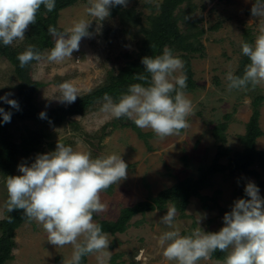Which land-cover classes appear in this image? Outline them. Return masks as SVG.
Instances as JSON below:
<instances>
[{
  "label": "rangeland",
  "instance_id": "obj_1",
  "mask_svg": "<svg viewBox=\"0 0 264 264\" xmlns=\"http://www.w3.org/2000/svg\"><path fill=\"white\" fill-rule=\"evenodd\" d=\"M161 2L162 0H132L126 8L133 7L141 14L145 23L147 16L158 12ZM193 3L195 10L192 17L200 18L198 26L205 31L201 37L204 48L202 56L195 55L189 62L195 89L185 95L192 103L193 113L187 118L188 127L182 129V132L161 139L151 129L137 127L142 133L150 134L146 145L131 128H121L119 119L102 112V104L84 116L72 117L74 126L65 124L44 127L20 121L11 126L16 141L26 134V128L47 132L51 145H47L43 153L54 151L57 143H61L72 146L74 150L91 152L94 158L112 153L121 155L128 164L127 178L112 185L110 194H101L107 210L96 214L97 220L114 221L121 208L143 201L148 195L155 196L179 180L196 179L212 163L217 144L211 136V129L223 121L225 114L231 116L225 131L226 147L230 149V155L242 150L237 136L243 135L245 124L251 115V96L258 94L264 97V82L257 85V91H252L253 93L246 90L229 92L226 74L228 71L235 73L238 67L243 55L241 43L246 41L244 31L249 33L253 43L260 27L264 26V16L254 17L247 13L253 0H193ZM87 6L88 0H85L62 10L57 21L62 31L70 29L74 22L82 18L91 21L88 29L90 36L82 38L79 50L63 61L48 62L44 59L31 66L32 80L44 85L34 99L39 111L69 105L59 102L57 98L60 83L71 81L80 89L81 96L100 86L108 72H117L124 66L126 59L123 54H130L132 57L137 51L136 39L132 34L120 31L117 17L108 16L99 21L87 15ZM215 24H220L218 29L210 30ZM179 27L181 30L185 29L182 22ZM20 42L14 41L12 45L17 46ZM49 52L43 53L45 57ZM16 85L12 67L0 57V97L11 93L9 99L16 93ZM4 103L6 102L0 100V104ZM115 119L118 120L117 128H112L111 123ZM126 122H129L128 118ZM259 126L264 132V101L260 106ZM256 149L264 151V136L256 140ZM33 162L34 160L24 165L30 166ZM220 163L226 164V160L223 158ZM255 169L257 177L215 174L200 193L211 197L219 191L217 205L223 209H232L241 188L249 182H254L255 185L264 182V173L257 167ZM259 195L264 198V188H259ZM6 201V184L0 177V219L8 211ZM166 212L153 211L144 216L137 215L131 219L123 234H107L110 241L108 264L112 257H115V264H174L163 257V248L158 243L161 234L171 230L161 223V217ZM185 214V218H176V214L173 221V226L180 232L193 231L199 226L205 232H217L224 226L221 221L223 216L218 209L204 210L197 198L190 199ZM193 221L196 223L195 228L191 227ZM15 241L17 248L13 252L14 259L7 264H66L72 253L71 246L56 248L51 245L43 227L34 221L22 225L16 231ZM120 254L121 257H116ZM87 264H97L96 256H87ZM200 264L223 262L210 258L200 261Z\"/></svg>",
  "mask_w": 264,
  "mask_h": 264
},
{
  "label": "clouds",
  "instance_id": "obj_2",
  "mask_svg": "<svg viewBox=\"0 0 264 264\" xmlns=\"http://www.w3.org/2000/svg\"><path fill=\"white\" fill-rule=\"evenodd\" d=\"M127 3L128 0H88L86 13L103 21L110 15L111 7H126ZM41 7L52 12L56 0H0V42L9 46L24 40ZM251 14L264 16V0H256ZM90 22L82 18L65 31L49 26L47 31L54 38L50 52L45 57L34 45H28L17 57L19 66L24 68L32 61L44 59L60 62L71 58L79 50L82 38L90 36ZM241 52L250 63L242 75L227 72L229 92L254 89L264 82V26L253 43H241ZM141 62L148 75L135 74L134 78L145 83L131 84L118 101L105 93L101 111L117 119L126 117L136 127L151 129L161 139L178 134L188 127L187 118L193 113L192 103L184 93L187 87V76L181 71L184 62L167 46L161 55L145 56ZM58 88L61 103H74L80 96V89L71 81L60 83ZM9 95L0 100L19 110L18 102L8 99ZM0 115L2 122H10V112L0 108ZM45 115L40 113L41 118ZM127 170L128 164L121 155L112 153L94 158L91 152L57 143L54 151L38 154L30 166L18 165L21 175L7 176L6 207L8 212L22 210L29 222L40 224L51 245L71 246L66 264H81L89 255L96 256L97 264H108L110 241L93 217L107 210L101 194L126 179ZM244 191L249 199L234 202L231 211L224 214V226L217 232H205L199 226L182 235L173 226L176 209L169 208L161 223L171 230L163 232L158 240L163 257L174 264H200L220 251L227 253L223 264H264V198L254 182L247 183ZM12 219L9 216L10 223Z\"/></svg>",
  "mask_w": 264,
  "mask_h": 264
},
{
  "label": "trees",
  "instance_id": "obj_3",
  "mask_svg": "<svg viewBox=\"0 0 264 264\" xmlns=\"http://www.w3.org/2000/svg\"><path fill=\"white\" fill-rule=\"evenodd\" d=\"M84 1L56 0V7L52 12H46L41 7L37 14L36 23L28 27L25 32V38L19 45L4 46L0 42V57L12 67L13 75L17 81L16 93L9 99L16 100L19 105V110H17L7 103L0 104V108L11 113V120L7 123L2 122L3 117L0 115V177L5 182L7 176L19 175L18 165L32 162L38 154H43V150L47 145H51V142H49L50 135L42 129L30 130L26 128V134L21 135L19 141H16L11 132V126L16 121L32 122L44 127H59L65 124L74 126L75 122L71 118L84 116L87 112L103 104L105 93L110 95L114 101H118L121 94L127 93L131 84L145 83L134 78L135 74L148 75L141 62L145 56L155 57L162 54L164 47L171 48L173 54L184 62L182 71L187 76V87L184 89V93L195 89L189 62L195 55L202 56L204 47L201 44V37L205 31L198 26L200 18L192 17L195 10L193 0H162L157 8L158 12L147 16L145 23L141 19V14L137 13L133 7L126 8L125 6L116 5L109 9V16L112 18L117 17L122 33L132 34V37L136 39L137 51L135 55L131 57L130 54H123L126 59L124 66L119 68L117 72H108L107 77L100 86L77 97L74 103L65 107L60 106L47 111H39L36 108L34 99L38 90L44 85L32 80L30 74L31 66L36 61H32L26 67L21 68L17 57L28 45H34L41 53L50 51L54 46V38L48 33V27L53 26L58 31H62L57 24L59 13ZM131 1L128 0V3ZM255 2L256 0H253L252 6ZM247 13L251 14V9ZM180 22L185 26L184 30L180 29ZM219 25L215 24L210 30H217ZM244 32L245 42L252 43L249 33L247 31ZM249 63L248 57L242 55L234 74L242 75L245 66ZM252 91L256 92L257 87L254 89L250 87L246 90V92L253 93ZM263 101L264 97L262 95L253 94L251 96V115L245 124L243 135L237 136V140L242 147L240 152H234L230 155V149L226 147L225 131L231 116L230 114H225L222 117L223 121L214 125L211 129V136L217 144L212 163L202 170L196 179L186 178L179 180L171 187L161 190L155 196L148 195L143 201H139L130 207L121 208L114 221L97 220L96 214L93 219L101 225L105 233L112 236L123 234L128 229L131 219L137 215L144 216L153 211H167L169 208L175 207L176 218L187 217L185 211L191 198H197L204 210L218 209L219 213L224 217V214L230 212L231 209H223L217 205V197L220 192L216 191L211 197L204 196L200 192L209 185L210 178L215 174L227 176L242 174L247 177H257L258 174L255 167L264 173V151L256 149V140L264 136V132L261 131L259 126L260 106ZM42 112L46 114L44 118L40 117ZM117 121L115 119L111 123L112 128H117ZM119 122L121 128H131L137 137L147 145V137L150 134L142 133L131 120L124 123L123 119L119 118ZM104 127L102 131H104ZM223 158L226 160V164L220 163ZM256 186L264 188V182H259ZM244 188L239 190L238 199H249L245 194ZM104 192L110 194L112 186ZM9 216L13 217L11 223L8 220ZM221 221L223 223V218ZM28 223L32 222L27 220L22 210L7 211L4 218L0 219V264H7L14 259L13 252L17 248L15 241L16 231L22 225ZM191 227H196L195 221L192 222ZM191 232L182 231L181 234L187 235ZM226 255L227 253L216 251L211 258L217 262H223ZM121 256L122 254L116 257ZM114 262L115 257H112L110 264H115ZM81 264H87V256L83 258Z\"/></svg>",
  "mask_w": 264,
  "mask_h": 264
},
{
  "label": "water",
  "instance_id": "obj_4",
  "mask_svg": "<svg viewBox=\"0 0 264 264\" xmlns=\"http://www.w3.org/2000/svg\"><path fill=\"white\" fill-rule=\"evenodd\" d=\"M122 119H123V122L125 123L126 122V117H122Z\"/></svg>",
  "mask_w": 264,
  "mask_h": 264
}]
</instances>
